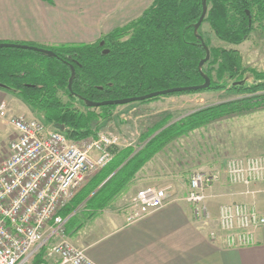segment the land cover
<instances>
[{"label":"trees","instance_id":"trees-1","mask_svg":"<svg viewBox=\"0 0 264 264\" xmlns=\"http://www.w3.org/2000/svg\"><path fill=\"white\" fill-rule=\"evenodd\" d=\"M207 5L199 34L211 51L203 66L212 80L211 86L138 102L207 90H228L245 94L244 97L201 108L154 134L163 127L161 124L142 138L140 149L133 146L114 149L112 161L60 211L67 218L66 230L78 221L79 210H89V216L93 217L108 208L137 172L175 139L209 123L264 108V71L244 65L238 49L212 45L202 32L203 24L208 23L219 40L232 45L243 43L257 28L264 30V0H207ZM202 12L203 0H153L140 17L104 34L96 42L30 44L51 49L58 56L1 47L0 88L23 99L46 125L64 126L63 132L71 140L97 135L99 122L109 120L119 105L92 107L81 97L104 101L205 82L199 64L207 52L194 32ZM71 65L76 69L72 90ZM248 74L252 77L250 84ZM40 259L38 256L36 262Z\"/></svg>","mask_w":264,"mask_h":264},{"label":"crops","instance_id":"crops-1","mask_svg":"<svg viewBox=\"0 0 264 264\" xmlns=\"http://www.w3.org/2000/svg\"><path fill=\"white\" fill-rule=\"evenodd\" d=\"M152 3L153 0H53L52 4L44 0H0V42L49 46L96 42L140 17ZM186 96L125 104L126 116L116 115L117 127L110 132L123 135L127 146L137 148L155 127L164 124L154 134L185 116L172 113L164 104L188 100ZM2 101L7 102L12 115L32 111L23 99L5 88H0V104ZM98 132L109 131L99 128ZM202 140L206 141L203 146ZM260 153L264 154V108L196 128L155 154L138 171L128 191L117 196L103 212L90 217L89 210H79L78 221L69 227L67 236L86 249L96 264H264V225L256 229L254 245L228 248L219 222L220 207L225 203L254 204L264 215V182L232 184L226 172L229 157ZM171 167L174 170L170 173ZM193 168L219 175L206 189L210 212L207 219H196L193 204L187 199L191 172H183ZM157 179L160 182H155ZM152 185L167 188L170 201L128 222L129 202Z\"/></svg>","mask_w":264,"mask_h":264},{"label":"built area","instance_id":"built-area-1","mask_svg":"<svg viewBox=\"0 0 264 264\" xmlns=\"http://www.w3.org/2000/svg\"><path fill=\"white\" fill-rule=\"evenodd\" d=\"M7 106L6 101L0 104L3 117ZM6 122L14 132L9 154L0 162V264H96L86 249L69 240L67 218L60 211L87 175L101 170L112 161L114 149L129 143L113 132L71 140L63 131L25 115L9 116ZM226 172L232 184L263 182L264 155L230 157ZM216 178L202 171L190 175L187 199L196 219L210 216L206 189ZM170 198L165 187L142 189L130 202L127 221L162 208ZM219 222L226 247H248L256 243V229L264 225V215L254 204L225 203Z\"/></svg>","mask_w":264,"mask_h":264},{"label":"rangeland","instance_id":"rangeland-1","mask_svg":"<svg viewBox=\"0 0 264 264\" xmlns=\"http://www.w3.org/2000/svg\"><path fill=\"white\" fill-rule=\"evenodd\" d=\"M202 32L206 38L210 39L212 45L224 46V47H228V48L229 47L236 48L240 51V53L243 57L244 65H247L249 67H254L258 70L264 71V35H263L264 30H263V28H261V27L257 28L256 31H254L243 43H241L239 45H232V44H228V43H225V42L219 40L208 23L203 24ZM249 75L250 74L247 75L246 79H248V83L250 84L252 82V80H250L252 77ZM181 95H187L186 99L188 97V100H183L181 102H172V103L168 102V104L167 105L164 104V106L169 107L170 108L169 110L172 111V113H176L177 115H185L186 116V114L189 115V114H191V113H193V112H195L201 108L207 107L209 105L239 99L241 97H244L245 94H240V93H236V92L228 91V90H207V91H202V92H197V93L181 94ZM173 96H180V95H173ZM164 97H170V96H163L161 98H164ZM161 98H159V99H161ZM176 100L177 99H175L174 101H176ZM126 107H127L126 105H119L118 107L114 108V110L112 111L111 118L109 120H101L99 122L98 127L100 129L107 130L109 132L111 130L116 129L117 123H118L116 115L119 116L121 114H124V116H126V114H127ZM114 114H115V117H113ZM22 115H25L28 117H35L39 120H43L42 117L39 114H37L36 112H34L33 110L31 112H25ZM9 116H12V114L9 113L8 106H7V116L3 117L0 115V159H2L7 154L8 150H9V143H10V140H11V138L13 136V132H14L13 128L6 122V119ZM99 128H98V130H99ZM121 136L125 139V137L123 135H121ZM204 138H205V135H204ZM204 143H206V141H203V140L200 141L201 146H203ZM142 146L143 145L139 144V147H137V149H140ZM125 147H129V146L126 145ZM249 155H264V154L263 153L248 154V155H241V156H249ZM231 157H238V156H231ZM173 170H174V168L171 167L168 172L171 173V172H173ZM99 171H96L94 173H91L90 175H87V177L83 180L82 184L79 186V189L76 191L74 197L81 191L82 188L85 187V185L91 180V178L96 173H98ZM195 171H202V172H205L208 174L211 173L209 171L207 172L204 170L194 169V168L190 171H189V169H187V171H184L183 173L186 174V173L191 172V174H192ZM135 178H136V176H135ZM189 178H190V176H189ZM134 179L127 185V187L123 191H128V187L130 186L131 183H133ZM160 180L161 179H157V180H155V182L156 181L160 182ZM152 186L159 187L157 185H152ZM123 191L120 193L121 195L124 193ZM120 194L118 195V197L121 196ZM92 195H93V193H92ZM92 195H90V196H92ZM130 202L127 206V215H128V211L130 208ZM111 205H112V203H111Z\"/></svg>","mask_w":264,"mask_h":264},{"label":"water","instance_id":"water-1","mask_svg":"<svg viewBox=\"0 0 264 264\" xmlns=\"http://www.w3.org/2000/svg\"><path fill=\"white\" fill-rule=\"evenodd\" d=\"M208 12V5H207V0H203V12L202 15L199 19V21L197 22V24L195 25V35L202 40V43L206 49L207 55L206 57L201 60L200 64H199V70L202 74V76L205 79V82L201 85H195V86H183V87H173V88H169V89H164V90H158V91H154L145 95H140V96H133V97H125V98H120V99H109V100H104V101H92V100H86L85 98L81 97L82 99H84L87 104L89 106L92 107H98V106H103V105H124V104H128L131 102H136V101H142L148 98H152V97H156V96H161V95H166L169 94L171 92H176V91H183V90H190V89H205L211 86L212 80L211 78L205 73V71L203 70V66L205 64V62L207 60L210 59L211 57V51L209 46L206 44V42L204 41L203 37L199 34V28L201 26V24L203 23L206 15ZM1 47H17V48H25V49H32L35 51H39L42 53H46L48 55H52V56H58L53 50L48 49V48H44V47H39L36 45H30V44H22V43H9V42H0V48ZM72 68V74L71 77L69 79V89L72 90V83L76 74V69L73 65H71ZM241 84H244V81H240ZM55 127L61 131H64V126L62 125H55Z\"/></svg>","mask_w":264,"mask_h":264},{"label":"bare ground","instance_id":"bare-ground-1","mask_svg":"<svg viewBox=\"0 0 264 264\" xmlns=\"http://www.w3.org/2000/svg\"><path fill=\"white\" fill-rule=\"evenodd\" d=\"M117 151V150H116Z\"/></svg>","mask_w":264,"mask_h":264}]
</instances>
